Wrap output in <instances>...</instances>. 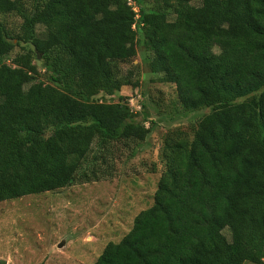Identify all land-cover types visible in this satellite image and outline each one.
<instances>
[{
	"label": "trees",
	"instance_id": "obj_1",
	"mask_svg": "<svg viewBox=\"0 0 264 264\" xmlns=\"http://www.w3.org/2000/svg\"><path fill=\"white\" fill-rule=\"evenodd\" d=\"M26 1L0 0L21 19L14 35L0 23V58L32 46L0 61V201L85 179L93 139L144 138L125 103L92 99L140 40L183 109H210L163 146L151 204L90 264H264V0ZM35 55L53 85L34 80Z\"/></svg>",
	"mask_w": 264,
	"mask_h": 264
},
{
	"label": "rangeland",
	"instance_id": "obj_2",
	"mask_svg": "<svg viewBox=\"0 0 264 264\" xmlns=\"http://www.w3.org/2000/svg\"><path fill=\"white\" fill-rule=\"evenodd\" d=\"M198 2L189 0L193 5ZM25 4L30 6L31 0ZM140 6L146 12L161 10L157 2L150 0L142 1ZM164 12L168 19L172 18L170 10ZM20 21L13 12L0 14V23L9 35L17 33ZM35 29L39 32L42 26L36 25ZM12 42L13 47L0 61L8 63L16 54L32 48L28 42ZM135 50L130 59L110 64L111 80L118 82L117 87L101 90L92 99L125 103L132 121L147 128L144 138L118 140L105 146L93 139L77 169V173L85 170V179L80 177L61 188L1 200L0 260L4 264L92 263L103 246L117 241L131 227L134 215L151 204L165 167L163 146L177 138L189 141L197 121L209 111L207 106L183 109L175 85L158 81L159 74L149 70V55L140 40ZM32 61L36 67L34 80L53 85L39 56L35 55ZM247 98L249 95L238 100Z\"/></svg>",
	"mask_w": 264,
	"mask_h": 264
},
{
	"label": "water",
	"instance_id": "obj_3",
	"mask_svg": "<svg viewBox=\"0 0 264 264\" xmlns=\"http://www.w3.org/2000/svg\"><path fill=\"white\" fill-rule=\"evenodd\" d=\"M0 264H4V261L3 260H0Z\"/></svg>",
	"mask_w": 264,
	"mask_h": 264
},
{
	"label": "built area",
	"instance_id": "obj_4",
	"mask_svg": "<svg viewBox=\"0 0 264 264\" xmlns=\"http://www.w3.org/2000/svg\"><path fill=\"white\" fill-rule=\"evenodd\" d=\"M134 9V8H133Z\"/></svg>",
	"mask_w": 264,
	"mask_h": 264
}]
</instances>
